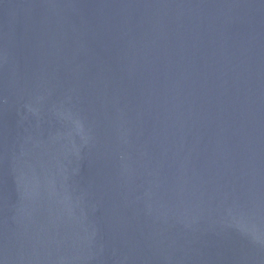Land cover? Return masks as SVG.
<instances>
[{"label": "water", "instance_id": "95a60500", "mask_svg": "<svg viewBox=\"0 0 264 264\" xmlns=\"http://www.w3.org/2000/svg\"><path fill=\"white\" fill-rule=\"evenodd\" d=\"M0 264H264V0H0Z\"/></svg>", "mask_w": 264, "mask_h": 264}]
</instances>
